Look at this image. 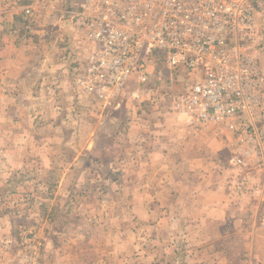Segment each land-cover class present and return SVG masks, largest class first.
Returning a JSON list of instances; mask_svg holds the SVG:
<instances>
[{"label":"rangeland","instance_id":"obj_1","mask_svg":"<svg viewBox=\"0 0 264 264\" xmlns=\"http://www.w3.org/2000/svg\"><path fill=\"white\" fill-rule=\"evenodd\" d=\"M78 2L0 0V264H194L187 231L165 219L171 168L157 161L169 151L154 144L159 120L146 116L174 114L158 98L172 84L133 75L102 96L88 71L98 44L68 13ZM21 48L12 77L5 51ZM220 155L241 199L233 152ZM69 240L76 254L49 252Z\"/></svg>","mask_w":264,"mask_h":264},{"label":"built area","instance_id":"obj_2","mask_svg":"<svg viewBox=\"0 0 264 264\" xmlns=\"http://www.w3.org/2000/svg\"><path fill=\"white\" fill-rule=\"evenodd\" d=\"M76 5L68 11L71 22L98 44L88 71L101 95L121 90L133 75L143 86L172 84L158 97L170 112L183 114L196 130L217 123L233 134L231 184L239 196L246 195L250 189L240 172L247 158L264 163V69L258 57L264 52V0H79ZM165 72L169 77H162ZM28 264L41 262L35 256Z\"/></svg>","mask_w":264,"mask_h":264},{"label":"crops","instance_id":"obj_3","mask_svg":"<svg viewBox=\"0 0 264 264\" xmlns=\"http://www.w3.org/2000/svg\"><path fill=\"white\" fill-rule=\"evenodd\" d=\"M19 50L9 55V49L5 51L4 63L12 77L18 73L17 58H24L25 50ZM180 115H146L159 120L156 132L152 131L153 138H158L154 144L169 151L157 161V165L171 168L165 174L166 222L173 227L181 224L187 231L184 241L190 263L264 264V163L247 158L242 174L251 190L236 200L228 188V172L218 164L220 154L232 152V134L214 123L195 130ZM139 134L136 131L142 138ZM135 196L141 194L135 192ZM62 243L55 245L60 248H48L49 252L61 257L76 254L67 250L75 241Z\"/></svg>","mask_w":264,"mask_h":264}]
</instances>
